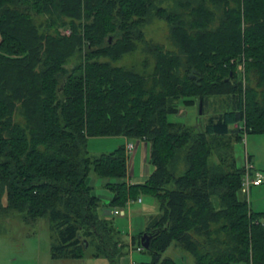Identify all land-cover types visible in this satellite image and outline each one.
Segmentation results:
<instances>
[{"label": "trees", "instance_id": "16d2710c", "mask_svg": "<svg viewBox=\"0 0 264 264\" xmlns=\"http://www.w3.org/2000/svg\"><path fill=\"white\" fill-rule=\"evenodd\" d=\"M161 1L0 0V216L46 219L54 260L92 250L120 264L129 248L93 194L94 173L112 210L155 198L158 214L132 241L151 237L142 252L152 262L141 264H178L163 257L173 244L195 264H264V212L242 193L234 150L264 134V0ZM153 17L176 52L147 44L148 75L116 66L146 42ZM211 99L223 110L201 130L169 121L181 102L203 115ZM102 137L147 142L144 183L128 182L125 146L89 154Z\"/></svg>", "mask_w": 264, "mask_h": 264}, {"label": "rangeland", "instance_id": "374dc122", "mask_svg": "<svg viewBox=\"0 0 264 264\" xmlns=\"http://www.w3.org/2000/svg\"><path fill=\"white\" fill-rule=\"evenodd\" d=\"M164 5L170 3L168 0L161 1ZM40 21V20H39ZM145 33V43H141L139 49L133 54L125 56L121 61L115 63L116 66L133 67L137 71L149 74L152 72L155 64V60L146 49L147 44L160 45L166 51L176 52V47L170 38V29L168 24L161 19L151 18L148 23L143 27ZM65 32V31H63ZM102 61H105L104 59ZM147 62V63H145ZM75 64L72 61L68 67L71 68ZM147 65V66H146ZM239 71H243V66H239ZM223 100L211 99L210 104L205 106V114H200V107L185 106L183 102L179 104V113L170 114L168 116L170 122L182 123L186 126L198 128L199 130L205 125L207 120L215 115V113L221 112ZM137 146V140H133ZM123 142H119L117 138H91L89 140L88 151L93 157H98L102 154L111 153L120 146H123ZM143 144L140 147L139 156L134 160V172L135 181L143 183L145 180L144 174H139L145 166L150 163L147 160V164L144 162ZM235 157L237 164L240 168H244L246 164V156L253 159L255 168L264 174V134L263 135H246L243 141L235 143L234 145ZM150 151V148H149ZM147 152L150 153V152ZM148 157V156H147ZM154 170V167H152ZM95 177L100 181L103 179L98 178L91 173L89 178ZM142 179V180H141ZM102 186H97L96 193H106ZM253 190L254 196L262 193V197L257 201L252 202L251 192ZM248 197L249 202L252 205V209L264 210V184L263 186L251 189ZM103 198V197H101ZM143 204L138 201L130 202L126 208L128 217H122L120 210H113L111 219L114 222L115 227L120 231L123 242L128 245L130 243L131 233L134 232V236L144 232L146 228L145 216L158 213V204L154 197L149 195L140 196ZM104 203H109L107 199H103ZM155 206V207H154ZM157 207V208H156ZM110 210V209H109ZM107 210V211H109ZM112 211V212H113ZM147 214V215H146ZM24 215L18 212H11L9 215L0 216V264H77V260H53L50 256L51 245L54 242L56 236L50 228V223L46 219H41L35 224H27L24 220ZM91 251L87 252L85 259L87 261H98L101 264H109L106 259L96 260L91 256ZM164 258H172L178 264H195L193 257L183 251L175 244L171 245L169 249L164 253ZM95 259V260H94ZM152 262L150 254L145 252H139L136 250H129L128 254L124 257L120 264H141Z\"/></svg>", "mask_w": 264, "mask_h": 264}, {"label": "crops", "instance_id": "0c3cea01", "mask_svg": "<svg viewBox=\"0 0 264 264\" xmlns=\"http://www.w3.org/2000/svg\"><path fill=\"white\" fill-rule=\"evenodd\" d=\"M117 138V140H119V142L121 143V142H123L124 143V145L123 146H125L126 147V145H127V143L130 141V140H128L127 138H124V137H116ZM141 144H143L144 146H143V155H144V162H145V164H147L148 162H147V160H148V154H147V152L149 151V145L147 144V142H145V141H139V140H137V149H136V152H135V154H134V157L132 158V160L131 161H128V170H129V177H128V182H130V183H139L138 181H135V172H134V160L139 156V153H140V145ZM252 162H254L253 161V159H252ZM152 167L153 166H145V168L143 169V172L141 171L139 174H144V176H145V180L144 181H142L143 183L147 180V178L152 174V172H153V169H152ZM142 180V179H141ZM108 181H106V180H103V181H100L99 179H97V178H95V177H92V178H89V183H90V185L93 187V194L94 195H96V196H98L100 199H101V202H102V205H103V211H104V214H105V216H107L109 219H111V215H113V213H114V211L111 209V208H109V205H110V202L112 201V199H113V193L110 191V190H108L106 187H105V184L107 183ZM264 184V183H263ZM98 185H101L102 186V189H101V191L103 192V189L105 188V189H107V190H105V194H104V196H102V194H98V193H96V191H97V186ZM261 186H263V185H261ZM261 186H259V187H261ZM259 187H254V188H252V189H256V188H259ZM251 194V199H252V202H251V204L253 203V201H257L258 200V198L260 199L261 197H262V193H260L259 195H257L256 196V194H255V196H254V193H253V190H252V192L250 193ZM101 197H103V198H101ZM103 199H107L108 201H109V203H104L103 202ZM136 201H138L140 204H143V202H142V200L139 198L138 200H135V202ZM133 202V201H132ZM131 204V203H130ZM250 204V206H252ZM155 207V206H154ZM157 208V207H156ZM252 208V207H251ZM111 210V211H113V213L111 214V215H107L106 213V211L107 210ZM115 210V209H114ZM116 210H120V215L122 216V217H128V213L126 212V210L125 209H116ZM253 210V209H252ZM254 211V210H253ZM254 212H264V210H256V211H254ZM158 213L157 212H155L154 214H151V215H147V216H145L144 218H145V221L147 222V220L151 217V216H155V215H157ZM142 233V232H141ZM131 238H130V243L128 244V248H129V250H136L137 248H134L133 247V245H132V241H133V238L135 237L134 236V232H132L131 233V236H130ZM50 256H51V250H50ZM52 258V257H51ZM96 260H98V259H101V258H95ZM94 259V260H95ZM124 259V257L121 259V261L120 262H122V260ZM54 260V259H53ZM57 260H73V259H57ZM77 264H101V263H99L98 261H87L85 258H83V259H80V260H77ZM72 264V263H71ZM110 264V263H109ZM132 264H134V263H132Z\"/></svg>", "mask_w": 264, "mask_h": 264}, {"label": "built area", "instance_id": "2783aa9c", "mask_svg": "<svg viewBox=\"0 0 264 264\" xmlns=\"http://www.w3.org/2000/svg\"><path fill=\"white\" fill-rule=\"evenodd\" d=\"M125 148H126V154L128 156V161H131L132 158L134 157L137 146L133 140H130ZM244 169H245V174L242 183V193L248 196L252 188L263 185L264 174L255 168L249 156H246V164ZM143 249H144L143 247L137 248L139 252H142Z\"/></svg>", "mask_w": 264, "mask_h": 264}, {"label": "water", "instance_id": "95a60500", "mask_svg": "<svg viewBox=\"0 0 264 264\" xmlns=\"http://www.w3.org/2000/svg\"><path fill=\"white\" fill-rule=\"evenodd\" d=\"M106 212H107L106 213L107 215H111L113 213L111 210L106 211ZM150 240H151V237L149 235H147V234L143 235L141 241H142V246L144 249H146V250L149 249ZM86 247H88V245H86Z\"/></svg>", "mask_w": 264, "mask_h": 264}]
</instances>
